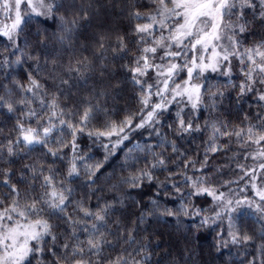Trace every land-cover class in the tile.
Segmentation results:
<instances>
[{"label":"snow or ice","instance_id":"obj_1","mask_svg":"<svg viewBox=\"0 0 264 264\" xmlns=\"http://www.w3.org/2000/svg\"><path fill=\"white\" fill-rule=\"evenodd\" d=\"M91 8V4L77 5L76 0H0V37L6 41L0 53V69L5 71V79L14 66L28 61L34 65L27 72V84L13 77L12 87L0 85L4 89L0 108L9 114L21 110L14 125L15 137L0 143V159L11 164L14 157L37 148L52 159V164L23 165L16 183L12 182L11 168L0 169V188L6 189L0 192V264H150L148 238H137L141 226L150 218L175 217L179 222L189 216L199 217L197 229L220 228L218 251L229 244L245 251L252 246L251 259L245 256L240 264H264V36L251 44L243 39L249 34L260 35L254 25L264 31V0L129 3L128 17L136 21L130 33L135 37V54L132 65L124 67L137 90L139 109L118 121L110 118L111 110L105 107L113 98L107 89L69 103L73 84L87 81L94 61L82 56L63 64L59 54L75 48L81 23L90 19ZM48 20L59 22L52 34L56 51L47 75L37 78L41 56L32 54L30 33L35 25ZM46 33L47 28L35 27L34 34L45 37L37 44L47 47ZM96 48L93 55L98 52L102 61L108 59L105 53L109 50L113 59L131 51L126 36L119 33L114 40L101 34ZM233 60L242 76L239 84L232 82ZM48 64L45 57L44 66ZM106 67L101 64V68ZM210 73L227 77L225 87H238L237 102L255 93L259 103L258 110L252 116L245 113L238 125L219 118L205 120L203 128L209 135L199 160L180 152L176 140L202 131L200 124H194L201 108L217 112L221 107L225 92L219 87L212 91ZM49 81L54 89L51 92ZM173 108L174 118L167 128L175 139H169L163 131L164 117ZM101 115L103 122L95 127L93 121ZM145 132L150 139L157 138V143L135 139ZM83 137L99 143L104 150L103 161L89 163L93 157L90 151H83ZM233 143L237 151L228 159H243L245 163L235 165L240 175L217 184L215 177L221 170L213 166L214 171H209L210 156L229 152ZM125 149L121 168L127 174L108 186L110 198L96 196L102 191L94 186L104 162ZM164 172L167 176L160 180L156 173ZM74 180L81 184L73 186ZM146 185H154L155 191L146 204H141L132 194L142 192ZM80 187L86 191L78 192ZM169 189L179 198L176 208L161 204V196L168 198ZM92 196H96L95 207ZM201 197L210 199L211 204H197ZM129 201L140 205L131 227L125 220ZM247 215L260 225L256 234L239 226Z\"/></svg>","mask_w":264,"mask_h":264},{"label":"trees","instance_id":"obj_2","mask_svg":"<svg viewBox=\"0 0 264 264\" xmlns=\"http://www.w3.org/2000/svg\"><path fill=\"white\" fill-rule=\"evenodd\" d=\"M134 2V0H76V4H91L92 8L89 10L90 19L87 22L81 23L79 37L74 49H70L67 52H60L62 59L61 63L67 64L69 59H73L82 56H87L90 60H93V67L90 72L87 73V81H76L71 89L72 96L69 103L88 97L96 90L107 89L113 98H109L108 107L111 111L109 116L113 120H120L129 112H135L139 109V103L137 99V90L133 88L130 77L127 72L125 65H132V57L135 54V47L132 43L135 37L130 35L132 26L136 21L131 20L128 17L127 5ZM145 0H141L144 3ZM143 10V9H142ZM43 21V18H40ZM35 27L47 28V47L37 44L38 40L44 39V36H36ZM30 33V41L33 45V55L40 54L41 56V71L39 77L46 76L48 71L51 69V59L56 49L53 48V33L58 30L59 22L55 20H48L46 23L35 25ZM255 32L260 35L249 34L243 39L247 44H251L253 41H258L261 36H264V31L261 30L260 25H254ZM124 34L126 41L129 43V51L122 58L117 56L113 59V53L109 50L105 55L107 60L102 61L97 55L94 56L93 52L97 51L96 45L98 37L101 34H106L114 40L116 34ZM6 41L0 37V53H3ZM86 46V50L85 47ZM115 46L114 44L112 45ZM59 48V45L56 46ZM47 57L49 64L47 67L44 66V59ZM14 59V57H12ZM107 65L106 68H101V64ZM32 65V67H30ZM232 82L239 84L242 76L239 72V65L236 60L232 61ZM34 68L33 62L28 61L22 66H14V71H11V76L5 79V71L0 69V85L8 84L12 87L10 80L15 77L20 82L27 84V72L32 71ZM103 73V74H101ZM36 75L35 72H33ZM41 83H45L41 79ZM208 83L214 85L212 91H215L217 87L221 88L225 92V96L222 101L221 107L217 112H209L201 108L197 114V118L194 120V124H200L202 126L201 132H193L190 135H185L180 139L176 140L180 152L186 153L187 157L193 159H203V153L206 147V141L208 139L209 130L203 128L205 120L212 119H223L227 120L230 125H238L241 123L243 116L247 113L252 116L257 110L258 101L255 99V93L248 94L237 102V88L225 87L228 85V78L219 73H210L208 75ZM48 90L51 92V82L47 84ZM4 94V89L0 86V95ZM207 103V101H205ZM176 109L173 108L171 113L166 114L164 117L165 124L163 131L168 133L169 139H175L172 133L168 130L167 125L172 123L174 113ZM192 114L189 113V116ZM21 116V110H17L15 113H7L5 109L0 108V143H6V138H14L16 132L14 125L17 118ZM104 116L101 115L96 121H93L95 127H100L103 122ZM135 139L141 140V142H148L155 144L157 138L154 136L150 139L148 133H143V137H135ZM84 152L91 153L93 159L89 163H96L104 160V150L100 147L99 143H93L87 137H83L80 140ZM22 147V145H21ZM157 151L161 149L157 148ZM124 151H117L115 155L111 156L108 161L104 162V166L99 173L100 179L94 187L101 188V192H97L96 196H107L110 198L111 193L108 191V186L115 182V178L122 174H127L126 170L121 168L124 163ZM170 152L171 149H168ZM237 151V146L233 143L231 150L227 153L221 152L216 155L210 156V168L209 171H214L213 166H219L221 174L215 177L217 184L224 180L233 179L240 173L235 169L236 163H245L243 159L240 161H230L228 157H231ZM33 162H46L52 164L51 158H45L43 150L37 148L36 151L29 152L27 155L17 156L13 158L11 164L4 162V159H0V169L11 168L13 171L12 182H17V177L21 174L23 165L30 164ZM252 161H247V164L251 165ZM59 162H56V166ZM199 167V164L197 165ZM176 171V169H173ZM115 173L112 179H109L111 174ZM191 174V172L189 173ZM160 180H164L167 176V172L156 173ZM59 178V177H58ZM2 179V176H0ZM67 183V181H66ZM73 186L81 184V181L74 180L71 182ZM23 185L21 188L23 189ZM233 187H236L233 185ZM227 191V189H224ZM6 191V189L0 188V192ZM86 189L80 187L78 192L84 193ZM155 191L154 185H146L142 192L133 193V197L141 201V204H146L148 199L153 196ZM169 191L168 198L161 196V204L170 208H176L179 204V198L175 196L171 189ZM249 196L252 195L251 191L247 193ZM96 196L91 197V205L95 207L97 201ZM103 203V200L100 201ZM126 209L125 220L127 226L131 227V222L136 219L139 214L140 205L131 204ZM196 203L207 207L211 204V200L208 198H197ZM119 215V214H118ZM199 217H181L178 222L175 217H160L150 218L144 225L141 226V231L138 239L141 236H147L146 242L150 243L149 251L152 252V258L150 264H240V261L245 259H251V253L253 247L249 246L247 251L241 246H234L229 244L227 248L220 247L217 250V243L221 239L217 235L220 231L218 227L212 228H199ZM240 228L242 231H246L249 234H256L259 230L260 225L255 221L253 217L247 215L241 218ZM62 231V229H61ZM83 238V237H82ZM227 238L226 235L224 237ZM112 239V237H109ZM257 243L259 238L257 236ZM122 243V242H121Z\"/></svg>","mask_w":264,"mask_h":264}]
</instances>
